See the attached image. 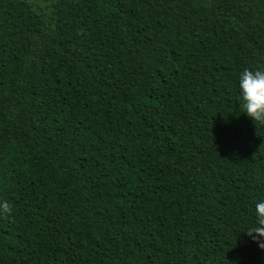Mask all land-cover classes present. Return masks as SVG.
<instances>
[{"label": "trees", "instance_id": "trees-1", "mask_svg": "<svg viewBox=\"0 0 264 264\" xmlns=\"http://www.w3.org/2000/svg\"><path fill=\"white\" fill-rule=\"evenodd\" d=\"M257 68L264 0H0V264H264Z\"/></svg>", "mask_w": 264, "mask_h": 264}, {"label": "clouds", "instance_id": "clouds-1", "mask_svg": "<svg viewBox=\"0 0 264 264\" xmlns=\"http://www.w3.org/2000/svg\"><path fill=\"white\" fill-rule=\"evenodd\" d=\"M239 92L242 99V111L251 118L255 126H264V69H244L239 76ZM13 211L7 200H0V217H7ZM254 227L245 234L257 242L258 247L264 249V199L255 203ZM255 233L256 235H253Z\"/></svg>", "mask_w": 264, "mask_h": 264}]
</instances>
